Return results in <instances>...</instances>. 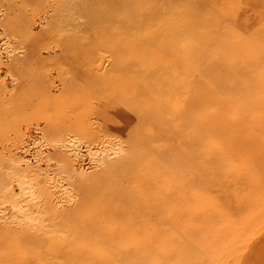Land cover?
Listing matches in <instances>:
<instances>
[{"label": "rangeland", "instance_id": "374dc122", "mask_svg": "<svg viewBox=\"0 0 264 264\" xmlns=\"http://www.w3.org/2000/svg\"><path fill=\"white\" fill-rule=\"evenodd\" d=\"M135 1L0 0V181L8 186L0 182V264H125V244L116 241L67 253L75 228L62 216L78 205L83 183L132 155L133 139L116 130L130 89L141 87L129 73L153 71H175V81L187 75L186 94L202 108H192L188 151L159 167L158 186L140 202L139 218L154 223L174 216L179 227L178 248L160 249L149 264H258L254 241H264V0ZM141 42L135 57L133 43ZM137 119L132 127L142 128ZM178 131L184 134V126ZM71 137L76 146L63 147ZM153 144L147 158L167 147ZM170 167L174 178L167 180ZM202 171L204 200L201 187L191 183L183 201L182 179L197 181ZM182 204L189 206L188 227ZM119 220L108 223L109 236L118 235L126 218ZM198 236L201 248L191 250Z\"/></svg>", "mask_w": 264, "mask_h": 264}, {"label": "bare ground", "instance_id": "6f19581e", "mask_svg": "<svg viewBox=\"0 0 264 264\" xmlns=\"http://www.w3.org/2000/svg\"><path fill=\"white\" fill-rule=\"evenodd\" d=\"M132 18L131 21L133 20ZM133 47L134 51L131 50V53H133L132 55L135 57L138 55L134 54L135 51H143L142 42L133 43ZM179 57H182V55ZM176 59L179 60L180 58L174 57V60ZM114 65L115 64L113 63V66ZM137 66L138 65H136V67ZM113 70L116 72L115 67H113ZM177 75L178 73H175V71H172L171 75L164 73L157 75L156 71L144 73V75L138 72L129 73V77H131L132 81L138 78L141 87H139L137 90H134L133 88L130 89L131 94H129L124 101L126 102L125 105L127 107L125 119L121 121L120 126L116 130L121 135L123 134L126 136L128 133L129 138H132L134 141V150L130 157L114 161V164H111L106 169L102 170L98 174L97 178L94 179V181H91L93 183H83L82 186L80 185L82 196L80 197L78 205L75 208L70 209L64 214V216H62L68 223H70V225H73L75 228L73 234H71L70 237L71 241H69L71 248H69L70 251H67V253L74 254V252L79 251V255H81V252L85 251L83 249H88L94 246L96 243H101L102 245L106 246V242L116 241L125 244V254L121 258L122 262L125 264H149V260L156 259L155 255H157L160 249L173 247L178 248V246H175V243L177 242L176 235L179 231V227L174 216H163L159 219L157 218L158 222L156 221L154 223L148 222L146 219L139 218L140 215L137 216V214L140 212V202L145 200L146 197L149 198V196H151L148 195L149 193L147 191H150L152 187L156 188L159 184V167L161 165L164 166L167 163H172L173 157H175L179 152L188 151V133L192 125L191 122L193 118L192 108L195 105H197L196 107L199 109L202 108V103L198 102L199 100H195L193 102L192 99H190V96L186 94V92L189 90V85L187 84L190 78L185 75V81L184 79L175 81ZM162 82L168 83L169 86L165 88L162 85ZM105 88L110 89V87ZM183 93H185L186 96L182 95ZM179 94L180 96H178ZM181 96H185L183 97V100L179 99ZM134 117H137L138 121L140 120L142 128L136 129L132 127V124L134 123ZM111 122L113 123V121ZM180 124L185 128L184 134L179 132L180 130L178 131ZM112 127L114 129V125ZM86 129L88 130L87 127ZM180 134L183 135L184 138H182ZM154 141L155 143L164 141L163 145L167 144V147L162 150L160 155L151 154L152 156L147 158L146 155L151 152ZM68 145L76 146V140L74 137H71L67 143H62V146L65 148ZM74 148L76 149L77 147ZM119 151L120 147L114 150L115 153H118ZM189 160L190 158H188V161ZM140 164H145V167L140 169ZM149 165L150 167L146 169ZM170 169H172V171ZM170 169H167L166 171L164 170L166 174H164L163 177L171 174L172 178H174V170L172 167H170ZM81 170L85 171L86 169ZM11 176L12 175H9V177ZM165 178L168 180V176ZM0 182L2 187H8L6 180H1ZM191 183L201 187V192H199V194L202 195L201 200L203 201V194L205 193L206 186L204 171H202V177L199 176L197 181L196 179L191 178L189 175L182 179L180 191L184 193V198H182L183 201H187L188 199L187 192H189L188 187H190ZM20 188L22 191L27 189V187L23 186L21 183ZM180 191L178 190L179 195L182 193ZM167 194L169 197H171L169 192H167ZM12 196L13 197L11 199H14L16 193H14ZM120 203L123 205H120ZM16 205L20 206L19 203H16ZM186 206H188V204ZM188 208L189 206L187 208H183L182 204V219L184 221L183 226L186 227H188L190 224V222H188ZM119 218H126V221H122L120 224V232L118 235L111 234L109 236L108 223H112L111 221H113L112 224H118L120 223L118 222L120 221ZM198 237L199 238H197V241L196 239L194 241L195 246H191V250H195L196 247L201 248L197 242L201 241L202 238H200V236ZM64 238H66V236H64ZM204 238L207 243L206 237ZM190 239H193L191 234L189 240ZM27 240H29V238ZM254 242V244H259L260 246V249L258 248V250H256V252L258 251L256 260L258 264H264V241L261 243H258L259 241ZM201 243H204V241ZM188 248L190 249L189 246ZM152 251H154V253H151ZM192 254L193 252L190 255L192 256ZM146 260L147 263H145ZM152 264L158 263L153 261Z\"/></svg>", "mask_w": 264, "mask_h": 264}]
</instances>
